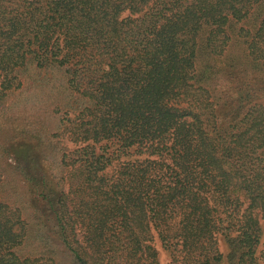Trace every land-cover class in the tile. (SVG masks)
<instances>
[{
    "label": "trees",
    "instance_id": "trees-1",
    "mask_svg": "<svg viewBox=\"0 0 264 264\" xmlns=\"http://www.w3.org/2000/svg\"><path fill=\"white\" fill-rule=\"evenodd\" d=\"M234 42L264 75V0H0V100L37 70L63 75L53 111L77 97L56 167L16 155L75 264H157L155 237L171 264H219L218 236L227 264H264V102ZM1 191L0 264H56L17 254Z\"/></svg>",
    "mask_w": 264,
    "mask_h": 264
},
{
    "label": "rangeland",
    "instance_id": "rangeland-1",
    "mask_svg": "<svg viewBox=\"0 0 264 264\" xmlns=\"http://www.w3.org/2000/svg\"><path fill=\"white\" fill-rule=\"evenodd\" d=\"M230 48L231 60L229 58L227 60L236 65L235 69L239 72L237 76L245 72L249 73L248 80L256 83V99L264 102V75L260 71L252 70L253 66L250 67L240 43L234 42ZM223 64L225 65V62ZM34 72H37L36 80L27 81L22 89L0 100L1 194L7 203L21 210L26 222V237L16 248L19 256H40L46 259L52 258L56 264H75L72 254L59 236V226L54 215L36 195L29 191L27 182L17 166L16 155L25 154L26 158L30 155L33 160L43 163L46 167H56L58 161L55 160L60 156V152L73 150L75 144L63 134L55 137L57 141L53 140L54 137L50 139L49 137L54 131H58V119L64 109H68L73 114L77 97L72 95L68 105L61 107L59 112L53 111L55 106L64 105L67 99L59 94H63V75L60 71ZM229 85L227 84L226 88ZM50 140H53L52 145H49ZM39 141H43L41 145ZM52 171L59 175L56 171ZM261 224L263 242L264 224L263 222ZM75 232L77 238L82 237V231L75 228ZM218 237V246L224 256L219 264H227L226 243L221 236ZM151 244L157 250V264H171L170 253L163 249L156 237Z\"/></svg>",
    "mask_w": 264,
    "mask_h": 264
}]
</instances>
